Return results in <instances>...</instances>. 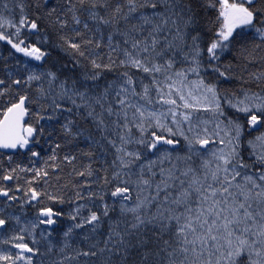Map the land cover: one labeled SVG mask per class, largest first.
Masks as SVG:
<instances>
[{
	"label": "snow or ice",
	"instance_id": "obj_1",
	"mask_svg": "<svg viewBox=\"0 0 264 264\" xmlns=\"http://www.w3.org/2000/svg\"><path fill=\"white\" fill-rule=\"evenodd\" d=\"M0 264H264V0H0Z\"/></svg>",
	"mask_w": 264,
	"mask_h": 264
}]
</instances>
